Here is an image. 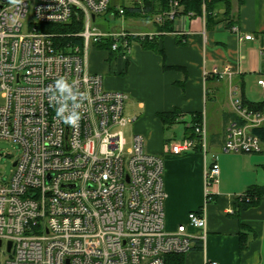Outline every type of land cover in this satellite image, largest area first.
Wrapping results in <instances>:
<instances>
[{
    "label": "built area",
    "instance_id": "built-area-1",
    "mask_svg": "<svg viewBox=\"0 0 264 264\" xmlns=\"http://www.w3.org/2000/svg\"><path fill=\"white\" fill-rule=\"evenodd\" d=\"M109 7L110 0L0 1V140L18 148L11 177H0V264H166L168 256L192 250L188 227L206 229L200 210L176 232L166 230L164 162L145 150L142 135L126 142L127 96L106 90L102 76L87 70L92 42L111 40V51L122 48L121 56L132 45L129 32L93 28ZM178 7L173 2L156 21L173 19ZM118 12L124 15L123 8ZM75 19L83 30L67 45L56 44L63 36L44 29ZM212 73L233 78L229 68ZM258 85L264 90V79ZM229 91L235 117L227 124L223 151L261 153L256 131L264 129V109L244 106L231 82ZM180 118L191 134L170 141L166 151H206L204 117ZM219 176L214 163L206 172L207 197ZM246 196L239 200L249 201Z\"/></svg>",
    "mask_w": 264,
    "mask_h": 264
},
{
    "label": "crops",
    "instance_id": "crops-1",
    "mask_svg": "<svg viewBox=\"0 0 264 264\" xmlns=\"http://www.w3.org/2000/svg\"><path fill=\"white\" fill-rule=\"evenodd\" d=\"M231 1V28L226 23L208 26L205 14L186 15L175 20L174 32L160 33L155 21L145 20L148 27L144 31L129 33L153 35L157 50L133 42L127 55H119L116 61L125 76H104L106 70L111 73L107 66L87 65L90 73L102 76L106 90L124 93L126 101L134 104L138 114L128 118V125L133 134L144 137L145 150L164 162L166 230L173 233L188 224L191 212L201 210L206 215L205 231L188 227L194 236L192 250L168 256L166 264H264V194L250 205L239 200L254 187L264 190V146L255 154L223 151L227 124L235 116L230 82L239 88L242 101L264 103V90L258 85L264 79V0ZM215 68H229L232 80L220 79L212 73ZM210 100L212 106L228 104L230 108L222 111L223 139L220 129L208 125V119L215 120L206 110ZM174 111L186 119L193 114L204 117L206 151L200 148L183 155L166 151V145L176 141L166 136L167 128L184 123L181 140L189 137L184 120L173 123L161 117ZM221 118H217L220 126ZM214 163L220 167L219 183L207 197L206 172Z\"/></svg>",
    "mask_w": 264,
    "mask_h": 264
},
{
    "label": "trees",
    "instance_id": "trees-1",
    "mask_svg": "<svg viewBox=\"0 0 264 264\" xmlns=\"http://www.w3.org/2000/svg\"><path fill=\"white\" fill-rule=\"evenodd\" d=\"M177 2L179 7L175 11L174 18L171 19L169 17H164V20L161 23L156 21L158 16L165 15L171 11L172 3ZM112 7H109V11H111ZM124 15L138 16L143 20H153L158 25V30L160 33H168L174 32V22L177 18L190 15L200 16L205 14L206 22L208 26H217L222 23H226L228 27L231 28V17H232V1L231 0H140L137 3H134L131 7H124ZM119 13V12H118ZM45 30H47L51 34H55L57 37L55 38V43L58 45H67L72 42L73 38L70 37L73 34H77L83 30V25L81 20L75 19L73 23L68 25H50L44 26ZM66 36V37H64ZM130 43L138 42L144 48H150L157 50V39L154 37L150 39L148 36L141 37L140 35H132L129 38ZM75 43H81V39L75 38ZM111 40H106L99 44V48L101 49H111L112 46ZM123 49H120V53H122ZM120 53H118L120 55ZM168 69H180V67H166ZM243 105L255 110H263L264 103L261 104H251L243 101ZM195 120H199L201 118V114H193ZM181 113L178 111H174L171 113L161 114L164 120L167 119L168 122H177V120L181 117ZM235 117V116H234ZM189 135L191 134L188 131ZM264 142V129L256 131ZM264 194V190L259 187H254L250 189L244 195H247L249 201L246 199L243 200L244 204L250 205L258 202L260 197ZM245 247V243H242V248Z\"/></svg>",
    "mask_w": 264,
    "mask_h": 264
},
{
    "label": "rangeland",
    "instance_id": "rangeland-1",
    "mask_svg": "<svg viewBox=\"0 0 264 264\" xmlns=\"http://www.w3.org/2000/svg\"><path fill=\"white\" fill-rule=\"evenodd\" d=\"M139 1L140 0H110V6L112 7L111 11H108L105 14L98 15L97 20L93 23V28H96L98 31L105 34H119L122 32L135 33L144 31L145 27H148V22L138 16L120 15L118 13L121 8L131 7L134 5V3H137ZM113 14H115V17H112ZM95 50L103 53L101 54V57L100 55L99 57L93 56V52ZM88 56V65L90 67H93V65H101L103 67L107 66L109 69H111V73L106 70L104 76L110 75L121 77L126 75V71L124 70V68L121 70L116 64L119 54L112 52L111 49H101L99 48L98 44L92 42L89 47ZM109 57L111 58V60H109ZM104 87L105 89H107L106 86ZM0 102H2V100H0ZM207 109L209 118L211 116L215 118V120H212L213 123H211V121L208 119V125L212 129H220V139H223V112L230 110L228 104L222 107L212 106L210 100L208 105L206 106V110ZM135 114H138V112L136 111L134 104L130 100L125 101V118H133ZM220 117H222L221 126L217 122V118L220 119ZM185 131L186 129L184 123H178L175 124L172 128L169 127L166 129V136L170 139L179 141L183 138ZM131 134H133L132 125H128L126 128H124V137L127 143L130 142ZM17 156L18 148L14 143L7 140H0V177H3L5 180H8L11 177L14 170L13 163Z\"/></svg>",
    "mask_w": 264,
    "mask_h": 264
},
{
    "label": "water",
    "instance_id": "water-1",
    "mask_svg": "<svg viewBox=\"0 0 264 264\" xmlns=\"http://www.w3.org/2000/svg\"><path fill=\"white\" fill-rule=\"evenodd\" d=\"M0 1L3 2V3H7V2H9L11 0H0ZM14 166H15V164H14ZM10 247H11V244L9 245V249H10Z\"/></svg>",
    "mask_w": 264,
    "mask_h": 264
},
{
    "label": "clouds",
    "instance_id": "clouds-1",
    "mask_svg": "<svg viewBox=\"0 0 264 264\" xmlns=\"http://www.w3.org/2000/svg\"><path fill=\"white\" fill-rule=\"evenodd\" d=\"M12 2H13V3H17V2H18V0H12Z\"/></svg>",
    "mask_w": 264,
    "mask_h": 264
}]
</instances>
